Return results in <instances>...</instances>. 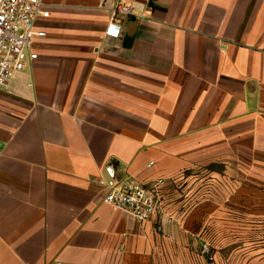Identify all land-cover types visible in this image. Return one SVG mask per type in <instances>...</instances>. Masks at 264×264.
Returning a JSON list of instances; mask_svg holds the SVG:
<instances>
[{
    "label": "crops",
    "instance_id": "1",
    "mask_svg": "<svg viewBox=\"0 0 264 264\" xmlns=\"http://www.w3.org/2000/svg\"><path fill=\"white\" fill-rule=\"evenodd\" d=\"M118 1L143 17L111 39ZM44 2L37 58L0 88V264H171L160 209L138 222L108 182L264 178V0Z\"/></svg>",
    "mask_w": 264,
    "mask_h": 264
},
{
    "label": "rangeland",
    "instance_id": "2",
    "mask_svg": "<svg viewBox=\"0 0 264 264\" xmlns=\"http://www.w3.org/2000/svg\"><path fill=\"white\" fill-rule=\"evenodd\" d=\"M219 170L198 168L160 184L171 264H264V178Z\"/></svg>",
    "mask_w": 264,
    "mask_h": 264
},
{
    "label": "built area",
    "instance_id": "3",
    "mask_svg": "<svg viewBox=\"0 0 264 264\" xmlns=\"http://www.w3.org/2000/svg\"><path fill=\"white\" fill-rule=\"evenodd\" d=\"M111 14L104 34L111 39L120 35L123 19L142 18L132 4L118 1L105 5ZM49 16L44 0H0V88L37 58L34 43L45 35L40 28ZM160 185L152 186L132 178L116 177L108 182L103 201L131 215L138 222L154 217L160 209Z\"/></svg>",
    "mask_w": 264,
    "mask_h": 264
}]
</instances>
